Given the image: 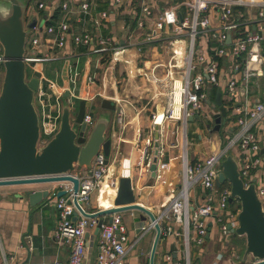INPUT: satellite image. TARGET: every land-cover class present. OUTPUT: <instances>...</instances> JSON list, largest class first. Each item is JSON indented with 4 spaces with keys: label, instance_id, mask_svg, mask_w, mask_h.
<instances>
[{
    "label": "built area",
    "instance_id": "obj_1",
    "mask_svg": "<svg viewBox=\"0 0 264 264\" xmlns=\"http://www.w3.org/2000/svg\"><path fill=\"white\" fill-rule=\"evenodd\" d=\"M47 1L35 0L36 9H45ZM119 2L115 0V4ZM90 6V0H80L79 9L84 16H90ZM150 15L149 7H142L137 29H144V22L149 20ZM105 19L107 14L101 12L93 19V23L98 27ZM44 21L39 29L36 30L35 25L31 31L55 33L56 45L62 48L68 24L61 22L57 26H44ZM228 36L229 43L226 42ZM130 39V45L139 52L142 45L156 44L158 49L169 55L165 64L154 63L146 75L156 89L155 97L162 98V107L158 110L155 105L150 113L151 129L140 150L138 173H151L150 167L155 159L153 179L154 182L160 181L167 147L178 146L181 149L180 186L173 191L172 175L165 176L167 193L161 200V208L154 214L159 225L164 223L159 242L171 238L177 249L176 264H192L191 249L205 243L208 220L213 219L217 233L223 239L230 235L228 225L232 228L237 226L240 206L237 201L228 202L229 184L221 185L223 189L216 187V180L222 171L221 163L228 155L237 163L244 187L255 179V192L264 207V0H187L163 9L154 19L152 28ZM93 42L95 52L100 55L110 53L116 57L115 60H119L123 50L117 45L112 46L109 38H95L90 34L73 37L74 45L88 46ZM39 46L40 42L35 35L27 37L25 51L28 49L31 54L35 53ZM223 59L228 61L224 68L221 63ZM54 60L56 57L53 55L27 56L24 52L25 65L39 79L40 84L44 77L37 67ZM3 63L0 45V90ZM161 70L163 74H160ZM77 77L78 73L73 71L70 82L74 84ZM93 80V77L88 78V82ZM46 82L48 89L52 90V82ZM40 84L34 96V104L36 102L39 108L37 149L43 148L57 133L63 108L62 95H56L54 102L50 103L46 90ZM221 87L224 89L221 104L226 110V116L225 123L220 127L222 131H219L218 141L224 147H217L207 156L190 161L187 154L189 119L195 121V116L204 119L206 131L210 132L215 115L220 113L217 106L210 108V98L212 90ZM256 93L262 99L252 103ZM82 122L86 128L93 125V116L85 113ZM114 123L120 131L125 129L124 112L121 109L116 113ZM169 136L180 139L172 141ZM137 139L136 145L140 143V137ZM206 142L210 140L206 139ZM115 162L123 169L120 177L130 179L127 172L131 162L121 157L119 145L113 144L111 140L109 157H105L100 150L91 162L92 171L87 175H75L79 180V191L74 192L68 183L55 193L56 196L58 191L66 192L54 201L57 221L52 237L58 246L69 248L67 264H125L127 236L121 225V217L112 215V221H103L98 233L93 235L98 220L82 216L73 203L76 200L83 212L89 210V213H95L102 208L99 198L105 196L111 202L108 207L112 206L118 183L113 180L105 188L101 187V183ZM105 189H110V192ZM198 190L204 193L201 201L194 203L190 193L193 191L196 196ZM138 229L141 235L154 230L150 222L148 226L140 223ZM94 243L98 252L95 260L90 261ZM224 247H229L227 241ZM222 256V253H218L212 264H219ZM233 256L238 260L237 255ZM13 260L14 256H11L9 261ZM173 261L172 252L163 258L165 264H174ZM252 263L253 260L248 264ZM4 264H8L6 259Z\"/></svg>",
    "mask_w": 264,
    "mask_h": 264
},
{
    "label": "crops",
    "instance_id": "obj_2",
    "mask_svg": "<svg viewBox=\"0 0 264 264\" xmlns=\"http://www.w3.org/2000/svg\"><path fill=\"white\" fill-rule=\"evenodd\" d=\"M185 1L187 0H120L119 4H115V0H90V16H84L79 9L80 0H48L45 9L42 11L36 9L35 0H21L25 6L24 23L36 19V30L39 29V25L44 19V26H57L61 22L68 24V31L62 48L56 45L57 36L55 33L46 34L45 32L30 30L28 34V36L35 35L40 46L32 54L27 49L25 51L27 56L42 54L56 57V60L37 67V70L44 77L40 86L46 90L49 102L53 103L55 96L61 94V101L64 106L67 104V99L63 95L69 93L72 105L71 117H74L73 112L77 113L81 100L85 102V113L93 116L90 111H87V103L96 109V115L93 116V128L99 123L105 124V139H111L113 144H118L121 157L131 162L127 176L132 182L135 203L153 213L158 212L161 208V200L167 193L168 185L167 181H164L165 176L172 175L171 179H174L173 191L180 186L177 183L178 178L181 181V149L178 146L167 147L160 181L154 182L151 173L144 175L138 173L140 150L144 146L143 141L151 129L150 113L155 105H157L158 110L162 107V98L155 97L154 90L156 89L151 85L146 75L154 63L165 64L169 55L166 51L158 49L156 44L142 45L139 52L130 45L132 42L130 37L140 36L145 30L152 28L154 19L163 9ZM0 2L2 1L0 0ZM142 7H149L151 15L149 20L144 22V29H137ZM101 12L107 14V19L96 27L93 19ZM84 34H90L95 38H109L112 46L117 45L123 50L118 57L119 60H115L116 57H112L110 53L100 55V53L95 52V42L88 46L74 45L73 37ZM221 63L223 68L228 65V61L225 59ZM29 71V78L35 76L30 69ZM73 71L78 73L74 84L70 82ZM159 72L160 74L164 73L163 70ZM89 77H93V82H88ZM46 81L52 82L54 85L52 90L48 89ZM217 93H220L221 100L224 89L221 87L212 90L210 101L213 105H215ZM256 94L252 97V103L262 99L259 93ZM103 100L112 102L115 107L114 110H104L101 107ZM75 104L77 106L73 109ZM38 109L37 105V114ZM120 109L124 112L126 123L123 131H120L114 123L116 113ZM196 121L198 120H193L188 125L187 139L191 141L189 145L205 146L208 144V147H206L207 152H194L189 159L190 161L207 156L211 151L217 149L219 144L218 136L220 133L207 132L206 129V134L203 136L198 130H193L190 132L192 140H189L188 130ZM73 127L75 128V125ZM153 136H155L154 132ZM138 137H140V143L136 145ZM169 137L172 141H179L180 139L177 136ZM206 139H209L210 142L207 143ZM90 171H92V165L90 167H76L73 174L87 175ZM121 175H123V169L116 162L111 164L109 173L101 183V187L105 188L113 180L118 183ZM66 185L68 183L0 186V264H4L5 259L8 264H53L54 262L67 264L69 248L63 245L58 246L52 237L57 221V213L53 206L56 200L55 193L57 189ZM43 190L49 192V197L31 207L27 193ZM197 192L196 196H194L193 191L190 193L194 203L200 202L204 193L201 190ZM125 213H129L128 222L130 223L124 222ZM116 215L121 217V225L127 236L125 264H149L155 231L151 229L141 235L138 229L140 223L149 225L148 218L146 217L147 221L140 220L138 211H126ZM109 217L103 216L102 219L109 223ZM207 226L208 238H205V243L199 247L193 246L191 249L192 264H212L218 253L223 255L219 264H248L253 260L250 256L243 259L244 251L240 254L242 244H244L245 249L244 237H234L230 234L225 239L221 238L217 233L213 219L207 221ZM175 228L179 229L177 225ZM92 233L95 235V231ZM225 241L229 243L228 248L224 247ZM235 242H239L238 244L241 245L239 246ZM172 246L174 244L171 238L165 242H158L154 254V264H165L163 258L171 252ZM97 252L98 248L94 243L90 261L95 260ZM234 254L239 257L238 260L235 259ZM11 256H14L13 261H9Z\"/></svg>",
    "mask_w": 264,
    "mask_h": 264
},
{
    "label": "water",
    "instance_id": "obj_3",
    "mask_svg": "<svg viewBox=\"0 0 264 264\" xmlns=\"http://www.w3.org/2000/svg\"><path fill=\"white\" fill-rule=\"evenodd\" d=\"M1 1L0 45L4 58V75L0 90V186L69 183L72 185V190L77 192L79 180L73 175L76 167H90L93 158L100 150L105 157H109L111 140L105 139V124H97L89 134H86V125L82 122L85 102L83 100L79 102L77 113L71 117L70 96L69 93H65L63 97L67 99V104L62 108L57 133L43 148L37 149L39 118L35 109L34 96L40 82L36 76L27 78L24 62L26 39L29 31L36 25V19L24 23L25 6L21 0ZM226 42H230V36L227 37ZM208 104H210L209 101ZM215 106L219 108L220 113L214 117L211 133L219 132L221 125L225 123L226 110L221 104L220 93L216 95ZM101 107L112 111L115 108L114 104L108 100H103ZM194 119L199 120V117L195 116ZM192 120L189 119L190 122ZM221 168L216 187L220 188L224 183H228L230 186L228 202L237 201L240 206L236 228L228 225L230 234L234 237H244L243 259L250 256L254 261L252 264H264V207L255 192V179L244 187L239 177L237 163L231 155H228L221 163ZM150 171L151 177L154 178L155 159ZM65 194V191H58L56 198ZM48 195L49 192L46 190L28 192L29 205L33 207L39 204L49 197ZM73 203L82 216L98 220L95 235L103 222V216H110L109 222H111V216L121 212L143 213L153 224L155 231L149 255V264H154V254L164 223L159 225L151 210L135 203L131 179H119L116 196L110 207H102L95 213H89V210L83 212L76 200ZM205 238L207 239L208 235ZM170 249L173 263L176 264L178 262L176 249L174 246Z\"/></svg>",
    "mask_w": 264,
    "mask_h": 264
},
{
    "label": "rangeland",
    "instance_id": "obj_4",
    "mask_svg": "<svg viewBox=\"0 0 264 264\" xmlns=\"http://www.w3.org/2000/svg\"><path fill=\"white\" fill-rule=\"evenodd\" d=\"M42 11V10H41ZM27 67V66H26ZM4 75V74H3ZM29 75H30V71H29V68L27 67L26 68V76H27V78H29ZM31 77V76H30ZM2 79H3V77H2ZM76 104H75V107H72L73 109H75L76 108ZM35 108L37 109V104H36V102H35ZM210 108L211 109H214L215 107H214V105L212 104L211 106H210ZM87 111H90L92 114H93V116H95L96 115V109L95 108H92L91 106H90V104H88L87 103ZM75 114L76 113H74L73 112V116H75ZM94 124V123H93ZM206 122H205V120L204 119H199L198 121H196L194 124H193V126H192V128H190L189 130H188V132H189V134H188V138H189V140H192L191 138V136H190V132H192L193 130L195 131V130H198L199 132H201L202 134V136L203 135H205L206 134V132H205V129H206ZM92 128H93V125H91V126H88L87 128H86V134H89L90 133V131L92 130ZM221 131H222V129H221ZM220 131V132H221ZM218 138L220 139V135L218 136ZM196 142H199V140H196ZM188 143H191V141H188ZM194 146V147H193ZM206 147H208V144H206L205 146H202V145H189V147H188V156H189V159H191V157H192V155H193V153L194 152H197V151H202V152H207V148ZM218 147L219 148H223L224 146L221 144V142H219V144H218ZM177 183H178V185H180V178H178V180H177ZM53 195V194H52ZM51 195V196H52ZM50 196V197H51ZM54 206V205H53ZM54 208H55V206H54ZM128 212V211H127ZM140 213V212H139ZM129 213H125L124 214V222L125 223H130V222H128V220H129ZM139 219L140 220H143V221H147V219H146V217H145V215L143 214V213H140V217H139ZM149 234H151V233H149ZM148 234V235H149ZM148 237V236H147ZM147 237L145 238V240L147 239ZM144 240V241H145Z\"/></svg>",
    "mask_w": 264,
    "mask_h": 264
},
{
    "label": "bare ground",
    "instance_id": "obj_5",
    "mask_svg": "<svg viewBox=\"0 0 264 264\" xmlns=\"http://www.w3.org/2000/svg\"><path fill=\"white\" fill-rule=\"evenodd\" d=\"M106 191L110 192V189H105ZM99 203L102 207H108L109 205H111L110 201H108V199L105 197V196H102L100 199H99Z\"/></svg>",
    "mask_w": 264,
    "mask_h": 264
},
{
    "label": "trees",
    "instance_id": "obj_6",
    "mask_svg": "<svg viewBox=\"0 0 264 264\" xmlns=\"http://www.w3.org/2000/svg\"><path fill=\"white\" fill-rule=\"evenodd\" d=\"M224 105L226 106V104H224ZM223 188H224L223 186L220 187V189H223ZM235 243H236L237 245H239V246L241 245V244H238L239 242H235ZM243 251H244V244H242L241 247H240V254H242Z\"/></svg>",
    "mask_w": 264,
    "mask_h": 264
}]
</instances>
